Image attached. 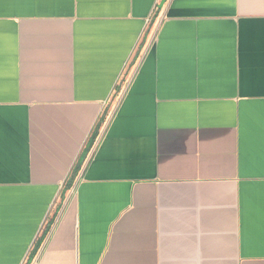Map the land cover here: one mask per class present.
I'll return each mask as SVG.
<instances>
[{"label":"crops","instance_id":"crops-1","mask_svg":"<svg viewBox=\"0 0 264 264\" xmlns=\"http://www.w3.org/2000/svg\"><path fill=\"white\" fill-rule=\"evenodd\" d=\"M0 264H264V0H0Z\"/></svg>","mask_w":264,"mask_h":264},{"label":"trees","instance_id":"trees-1","mask_svg":"<svg viewBox=\"0 0 264 264\" xmlns=\"http://www.w3.org/2000/svg\"><path fill=\"white\" fill-rule=\"evenodd\" d=\"M103 121H104V116L102 117V119H101L100 122L103 123ZM101 123H100V124H101ZM98 126H100V125H98ZM95 137H96V134H94V136H93V140L95 139ZM93 140H92V141H93ZM91 145H92V142L89 144L88 149L91 147ZM79 169H80V166H79V165L76 166V168L74 169V174H75L76 172H78ZM74 174H73L72 176H74ZM72 181H73V177L70 178V179H68V180L66 181V183H65V190H67V189H69V188L71 187Z\"/></svg>","mask_w":264,"mask_h":264},{"label":"rangeland","instance_id":"rangeland-1","mask_svg":"<svg viewBox=\"0 0 264 264\" xmlns=\"http://www.w3.org/2000/svg\"><path fill=\"white\" fill-rule=\"evenodd\" d=\"M150 33V32H149Z\"/></svg>","mask_w":264,"mask_h":264}]
</instances>
